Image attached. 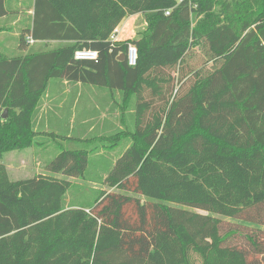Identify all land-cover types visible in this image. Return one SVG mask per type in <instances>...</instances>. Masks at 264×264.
<instances>
[{
  "label": "trees",
  "instance_id": "obj_1",
  "mask_svg": "<svg viewBox=\"0 0 264 264\" xmlns=\"http://www.w3.org/2000/svg\"><path fill=\"white\" fill-rule=\"evenodd\" d=\"M15 1L0 0V19ZM20 7L33 10L20 36L26 54L0 50V264H160L159 247L165 264H264V0ZM138 14L147 29L137 39L110 40ZM130 45L135 67L119 60ZM80 50L99 58L78 61ZM64 81L107 89L117 125L106 121L102 138L129 140L103 178L112 191L92 207L68 201L92 151L64 149L18 181L2 163L59 136L41 135L36 118L50 83Z\"/></svg>",
  "mask_w": 264,
  "mask_h": 264
},
{
  "label": "rangeland",
  "instance_id": "obj_2",
  "mask_svg": "<svg viewBox=\"0 0 264 264\" xmlns=\"http://www.w3.org/2000/svg\"><path fill=\"white\" fill-rule=\"evenodd\" d=\"M146 29L147 27L141 33ZM138 37L125 42H131ZM194 56L191 59L192 66H201L203 64L201 55ZM99 99L98 96L95 98L85 94L83 98H80V104L77 105L74 114L71 103H66L63 110L59 112L62 119L58 129L56 128L53 131L59 136L56 138L49 136L48 139L38 138V144L35 143L31 148L7 153L2 163L8 168L10 179L12 181L25 180L43 174L45 168L64 149L76 148L92 152H90L89 166L85 178L71 180L72 187L68 193V201L73 205L92 207L102 191H112L103 183V178L106 173L108 176L111 172L117 159L126 150L129 140L123 139L114 146L113 140L102 138V135H105V124L103 122L108 117L114 121V116L110 113V109H107ZM84 117H88V125H83L82 119ZM109 134L111 135L112 132H108ZM68 136H71L74 140L71 142L67 139ZM80 139H83V141ZM224 223L235 224L236 221L227 219L224 220ZM167 240L170 239L160 237L158 242L163 243ZM158 251L160 253V264L161 262L165 264V257L161 255L163 254L161 247L158 248ZM196 264H199L198 261H196Z\"/></svg>",
  "mask_w": 264,
  "mask_h": 264
},
{
  "label": "crops",
  "instance_id": "obj_3",
  "mask_svg": "<svg viewBox=\"0 0 264 264\" xmlns=\"http://www.w3.org/2000/svg\"><path fill=\"white\" fill-rule=\"evenodd\" d=\"M23 0L14 2L10 14L0 19V50H2L8 57L21 56L25 51L20 47V36L22 32L30 29L31 18L33 17V10H24L20 7ZM27 15V18L25 16ZM147 27V22L143 14H138L125 18L117 27V42H124L138 37V35ZM56 43H51L54 46ZM30 45L29 47H31ZM50 46V47H51ZM85 94L92 97H100V102L106 106L107 109L114 108V100L110 99V92L107 89L98 88L95 86L75 83L71 84L67 81L58 83L52 82L49 85L48 91L43 99L42 104L38 109L36 118L37 127L41 128V135L49 136L60 124L62 119L61 112L66 103H71L73 114L80 104V98ZM118 95V94H117ZM71 98V99H70ZM94 103V102H93ZM101 105V104H100ZM98 109V108H97ZM113 118V117H112ZM106 121L117 125L115 120L109 118ZM83 125H88V117L82 119Z\"/></svg>",
  "mask_w": 264,
  "mask_h": 264
},
{
  "label": "built area",
  "instance_id": "obj_4",
  "mask_svg": "<svg viewBox=\"0 0 264 264\" xmlns=\"http://www.w3.org/2000/svg\"><path fill=\"white\" fill-rule=\"evenodd\" d=\"M166 14L169 15L170 13L167 12ZM116 35H117V31H116V34L113 35L110 40L113 42H117ZM28 41L30 44L34 43V41L30 39ZM98 58H99V54L97 51H94V50H80V51H77L75 54V59L78 61H96L98 60ZM126 58L128 60L129 66L135 67L137 65L138 49L135 45H130L128 47Z\"/></svg>",
  "mask_w": 264,
  "mask_h": 264
},
{
  "label": "water",
  "instance_id": "obj_5",
  "mask_svg": "<svg viewBox=\"0 0 264 264\" xmlns=\"http://www.w3.org/2000/svg\"><path fill=\"white\" fill-rule=\"evenodd\" d=\"M126 59V56L125 55H122V56H120V58H119V60L120 61H124ZM7 110L4 112V118H7Z\"/></svg>",
  "mask_w": 264,
  "mask_h": 264
}]
</instances>
